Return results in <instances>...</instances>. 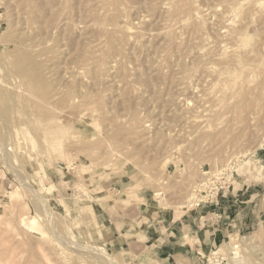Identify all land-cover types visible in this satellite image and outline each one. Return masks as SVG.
<instances>
[{
  "label": "rangeland",
  "instance_id": "374dc122",
  "mask_svg": "<svg viewBox=\"0 0 264 264\" xmlns=\"http://www.w3.org/2000/svg\"><path fill=\"white\" fill-rule=\"evenodd\" d=\"M102 256L264 264V0H0V264Z\"/></svg>",
  "mask_w": 264,
  "mask_h": 264
},
{
  "label": "bare ground",
  "instance_id": "6f19581e",
  "mask_svg": "<svg viewBox=\"0 0 264 264\" xmlns=\"http://www.w3.org/2000/svg\"><path fill=\"white\" fill-rule=\"evenodd\" d=\"M261 233H263V232H261ZM257 234H259V233H257ZM88 246H90V245H88ZM93 248H95L96 249V251H97V253H98V250L99 249H104V248H102L101 246H99V245H95V246H93ZM86 249H88V248H86ZM86 249H84V250H86ZM98 249V250H97ZM236 247H234V246H231L228 242H223L222 244H220V246H219V248H218V251L220 252V251H225V253H227L228 251H234L233 253H236ZM91 250V249H90ZM87 251H89V250H87ZM91 252H93V251H91ZM100 253V252H99ZM103 253V252H102ZM214 253H216V252H213L212 254H214ZM224 253V252H223ZM11 255H12V253H11ZM102 255H104V254H102ZM106 255V254H105ZM104 255V256H105ZM107 256V255H106ZM109 256V255H108ZM107 256V257H108ZM110 258H112V256H109V258H107L108 260H110V263L112 262L111 261V259ZM230 258V257H229ZM102 259H103V261H101V262H104L106 259L105 258H103V256H102ZM105 259V260H104ZM95 260H98V259H96L95 258ZM107 260V262L109 263V261ZM113 260V259H112ZM214 261H218V260H214L213 259V257L211 256L210 257V262L212 263V264H215L214 263ZM99 262V261H98ZM97 262V263H98ZM107 262H104V263H106V264H108ZM116 262V261H115ZM104 263H102V264H104ZM113 264V263H112Z\"/></svg>",
  "mask_w": 264,
  "mask_h": 264
}]
</instances>
